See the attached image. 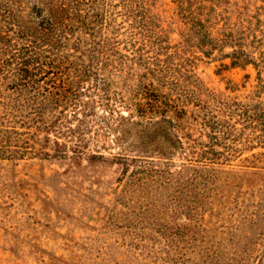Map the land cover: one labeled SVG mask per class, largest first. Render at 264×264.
Wrapping results in <instances>:
<instances>
[{"label": "trees", "instance_id": "1", "mask_svg": "<svg viewBox=\"0 0 264 264\" xmlns=\"http://www.w3.org/2000/svg\"><path fill=\"white\" fill-rule=\"evenodd\" d=\"M124 29L133 57L117 48ZM165 32L143 0H0V160H96L117 148L111 154L124 165L128 195L180 183L177 156L202 173L195 180L242 147L264 148V100L204 96ZM185 34L198 48L232 44V66L254 65L264 88L263 53L239 48L233 35L215 38L195 13ZM135 64L145 73L131 85ZM253 253L230 264H248Z\"/></svg>", "mask_w": 264, "mask_h": 264}, {"label": "rangeland", "instance_id": "2", "mask_svg": "<svg viewBox=\"0 0 264 264\" xmlns=\"http://www.w3.org/2000/svg\"><path fill=\"white\" fill-rule=\"evenodd\" d=\"M143 1L154 28L166 31L171 53L181 49L183 59L175 62L195 74L204 96L264 100L255 66H232V44L198 48L185 39L195 13L215 38L233 35L239 48L264 54V0ZM128 31L117 48L133 57ZM132 71L135 85L145 69L135 64ZM242 148L195 180L202 173L177 156L180 183L128 195L124 165L111 154L117 148L101 149L105 157L96 160L33 154L0 160V264H230L252 250L248 264H258L264 148Z\"/></svg>", "mask_w": 264, "mask_h": 264}]
</instances>
